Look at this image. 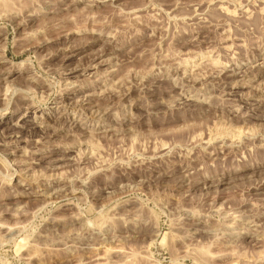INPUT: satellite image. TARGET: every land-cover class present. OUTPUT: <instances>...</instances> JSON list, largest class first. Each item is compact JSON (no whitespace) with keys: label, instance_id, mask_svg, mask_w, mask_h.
Instances as JSON below:
<instances>
[{"label":"rangeland","instance_id":"obj_1","mask_svg":"<svg viewBox=\"0 0 264 264\" xmlns=\"http://www.w3.org/2000/svg\"><path fill=\"white\" fill-rule=\"evenodd\" d=\"M0 264H264V0H0Z\"/></svg>","mask_w":264,"mask_h":264},{"label":"bare ground","instance_id":"obj_2","mask_svg":"<svg viewBox=\"0 0 264 264\" xmlns=\"http://www.w3.org/2000/svg\"><path fill=\"white\" fill-rule=\"evenodd\" d=\"M233 15V14H232ZM76 69H73V70H69L71 73L72 72H74ZM11 72H13V74H14V71H11ZM233 78H231L232 80H231V82L232 81H238V78H237V73H235V74H233V76H232ZM225 81V80H224ZM229 81V80H228ZM71 83V82H70ZM237 83V82H236ZM238 84H239V82H238ZM236 86H239V85H236ZM28 108V107H27ZM251 119V118H250ZM23 126V125H22ZM43 129V128H42Z\"/></svg>","mask_w":264,"mask_h":264}]
</instances>
